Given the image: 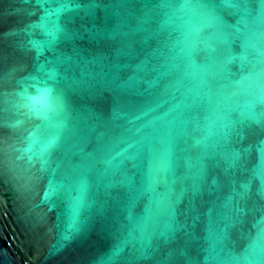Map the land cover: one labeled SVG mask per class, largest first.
Returning a JSON list of instances; mask_svg holds the SVG:
<instances>
[{
    "label": "water",
    "instance_id": "obj_1",
    "mask_svg": "<svg viewBox=\"0 0 264 264\" xmlns=\"http://www.w3.org/2000/svg\"><path fill=\"white\" fill-rule=\"evenodd\" d=\"M41 18L53 35L30 27ZM0 77V264L243 259L264 218V120L248 119L264 113L255 0H0ZM45 87L65 104L47 122L24 95ZM81 185L80 232L60 247ZM224 215L234 225L212 245L209 218Z\"/></svg>",
    "mask_w": 264,
    "mask_h": 264
},
{
    "label": "snow or ice",
    "instance_id": "obj_2",
    "mask_svg": "<svg viewBox=\"0 0 264 264\" xmlns=\"http://www.w3.org/2000/svg\"><path fill=\"white\" fill-rule=\"evenodd\" d=\"M222 3L229 4L230 0H221ZM255 2L259 5V12L262 16H264V0H255ZM64 11V8L57 9L56 14L59 15L60 12ZM30 27L39 28L45 32H47L49 35H53V33L47 28L46 23L44 22V18H41V22L39 24L31 25ZM32 46L34 49L38 51L42 48V45L39 42H32ZM41 72L44 71L43 65L40 66L39 69ZM51 77V74H48ZM2 77H0V81H2ZM34 87V86H33ZM38 95L31 96L27 95V90L25 89L24 95L30 102L26 105L28 108V115L29 118H35L40 121L47 122L50 119V115L57 112H62L65 108L64 101L62 97L60 96H53V89L51 88H38L37 89ZM4 95H7L2 90H0V98H2ZM260 102L264 104V93L260 96ZM0 111H3V108L0 107ZM248 119L255 121L256 123H261V120H264V113L261 114L260 118H257L256 114L254 112H250L248 115ZM239 127L234 126L231 130V134L237 139L242 140L244 138V122L239 121ZM40 126H37V129L30 133V138L32 140L33 144L40 143ZM3 141L0 140V144H2ZM56 145V139L51 138L46 143L41 144L39 157L41 164H46L47 161L44 159L45 155ZM2 150V149H0ZM260 152L262 157V170L260 172V178H261V187H260V195L264 197V141H261L260 144ZM28 151H31V148L28 149ZM235 158H239V153L235 154ZM32 157H29V160L31 161ZM204 165L201 163V174L203 173ZM249 185L247 184H241L240 185V191L236 194V196L239 198V200H243L247 193H248ZM86 191V185H81L80 192L81 196L76 197L73 199L70 208H69V220L67 223L66 229L61 234V241L60 247H63V242H70L73 237L80 232V212L83 207V193ZM57 189L54 185L49 184L47 190L44 193L43 199L45 201L51 200L52 197L56 194ZM235 212L241 213L243 212V209L239 207L237 204V207L234 209ZM215 224V230L213 228V225ZM234 222L231 220L230 216H221L218 220L213 221L211 217L209 218L207 232L208 235L206 237L207 241L215 245L217 243H223V241L227 240L228 238V232L231 227H233ZM55 247V246H54ZM119 250V249H118ZM117 250V251H118ZM257 250H259L261 259L259 261V264H264V218L261 219L258 226L257 236L252 240L251 243L247 246V248L244 251L243 259L241 260L240 257L235 256L231 253L230 259L222 261L221 264H257V262L250 258V254L254 255ZM115 254V253H114ZM111 260V257H108L106 260H102L101 264H109ZM188 264H193V261L190 259L188 261Z\"/></svg>",
    "mask_w": 264,
    "mask_h": 264
}]
</instances>
